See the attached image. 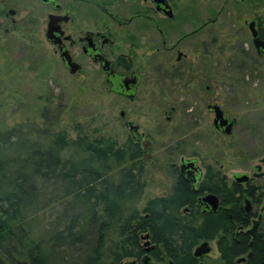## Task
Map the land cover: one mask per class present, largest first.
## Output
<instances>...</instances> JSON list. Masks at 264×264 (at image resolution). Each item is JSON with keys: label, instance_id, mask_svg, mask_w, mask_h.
<instances>
[{"label": "flooded vegetation", "instance_id": "obj_1", "mask_svg": "<svg viewBox=\"0 0 264 264\" xmlns=\"http://www.w3.org/2000/svg\"><path fill=\"white\" fill-rule=\"evenodd\" d=\"M13 37L45 45L49 68L122 105L203 117L202 162L181 157L169 194L179 178L190 192L181 214L217 228L177 263L144 232L142 254L120 264H264V0H0V41ZM193 105L201 112L185 113ZM118 118L146 163L150 136L125 110ZM182 159L195 160L191 174Z\"/></svg>", "mask_w": 264, "mask_h": 264}, {"label": "trees", "instance_id": "obj_2", "mask_svg": "<svg viewBox=\"0 0 264 264\" xmlns=\"http://www.w3.org/2000/svg\"><path fill=\"white\" fill-rule=\"evenodd\" d=\"M139 157L130 142L119 149L26 124L0 130V264H120L142 254L144 232L174 263L191 259L189 247L214 232L215 221L204 228L181 214L190 192L179 178L172 193L137 209ZM52 202L60 213L35 229Z\"/></svg>", "mask_w": 264, "mask_h": 264}, {"label": "rangeland", "instance_id": "obj_3", "mask_svg": "<svg viewBox=\"0 0 264 264\" xmlns=\"http://www.w3.org/2000/svg\"><path fill=\"white\" fill-rule=\"evenodd\" d=\"M46 59V46L40 43L30 45L14 37L0 41V130L17 124L46 127L50 132H65L71 139L101 138L115 148L126 149L129 133L118 118V112L125 110L127 120L138 124L152 140V155L141 164L144 189L136 203L139 210L148 199L169 194L173 168L181 157L195 155L201 164L203 117L181 118L179 114L168 122L169 108L163 102L156 107H143L141 100L122 105L99 85L80 84L58 66L49 68ZM197 110L201 112L200 105L187 108L185 113ZM61 209L52 202L41 210L33 222L35 229L47 228Z\"/></svg>", "mask_w": 264, "mask_h": 264}, {"label": "water", "instance_id": "obj_4", "mask_svg": "<svg viewBox=\"0 0 264 264\" xmlns=\"http://www.w3.org/2000/svg\"><path fill=\"white\" fill-rule=\"evenodd\" d=\"M255 34H256L255 31H253V35H255ZM255 42L257 43L258 47H263L264 48V42L260 41L259 39H255ZM169 115H170V113H169ZM216 116L217 117L215 119V123L219 120V117H220L219 114H217ZM135 127L136 126L131 125L130 126V130L132 131ZM147 146H148V143L146 145H143L144 150L147 149ZM147 156H148V153L145 152V154L143 155V161L144 162L146 161ZM180 168H181V172H183L184 170H187V172L191 174L193 172V170L196 169L195 160L182 159L181 164H180ZM210 199L216 200L215 198H213V196H207V197L203 198V201L212 202V200H210ZM148 236H149L148 234H145L142 237L148 238ZM148 244H149V242H146V245H148ZM205 245H206L205 243H202L201 245L198 246V248L195 251V255L196 256L202 252V247H205ZM149 247H152V246H149ZM147 258H148L147 256H144L143 260L145 261Z\"/></svg>", "mask_w": 264, "mask_h": 264}]
</instances>
